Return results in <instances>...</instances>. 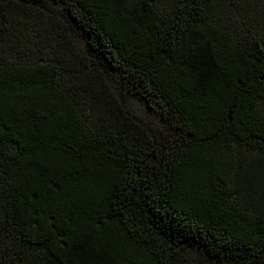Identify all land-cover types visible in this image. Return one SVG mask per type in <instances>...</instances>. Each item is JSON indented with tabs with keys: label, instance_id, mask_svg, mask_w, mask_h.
I'll return each instance as SVG.
<instances>
[{
	"label": "trees",
	"instance_id": "1",
	"mask_svg": "<svg viewBox=\"0 0 264 264\" xmlns=\"http://www.w3.org/2000/svg\"><path fill=\"white\" fill-rule=\"evenodd\" d=\"M0 264H264V0H0Z\"/></svg>",
	"mask_w": 264,
	"mask_h": 264
},
{
	"label": "rangeland",
	"instance_id": "2",
	"mask_svg": "<svg viewBox=\"0 0 264 264\" xmlns=\"http://www.w3.org/2000/svg\"><path fill=\"white\" fill-rule=\"evenodd\" d=\"M129 111L136 118V121L138 123L149 125L152 128H156L159 126V123L155 116H153L146 109L145 105L141 101L137 99L129 100Z\"/></svg>",
	"mask_w": 264,
	"mask_h": 264
}]
</instances>
